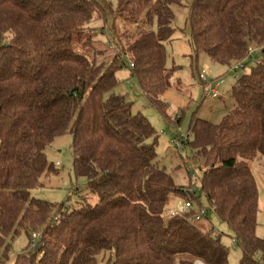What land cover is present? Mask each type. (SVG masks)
Returning <instances> with one entry per match:
<instances>
[{
	"label": "trees",
	"instance_id": "obj_1",
	"mask_svg": "<svg viewBox=\"0 0 264 264\" xmlns=\"http://www.w3.org/2000/svg\"><path fill=\"white\" fill-rule=\"evenodd\" d=\"M175 6L185 7L184 0H117L115 7L111 0H0V264H9L11 241L21 233L29 245L12 264H97L104 251L110 264H230L220 233H203L193 208L165 217L177 200L201 206V196L234 231L241 264H264L251 166L264 157V0L189 6L197 58L205 53L247 68L253 45L259 59L249 73L236 70L233 108L220 123L194 114L192 139L175 136L202 163L197 185L187 169V186L159 165L157 132L146 116L115 92L129 61L150 105L167 110L162 97L179 70L167 66ZM116 21L145 30L126 47L116 36L97 46L92 33L110 36ZM66 133L76 175L86 181V193H76L97 196L95 204L54 205L33 195L54 169L47 148Z\"/></svg>",
	"mask_w": 264,
	"mask_h": 264
},
{
	"label": "rangeland",
	"instance_id": "obj_2",
	"mask_svg": "<svg viewBox=\"0 0 264 264\" xmlns=\"http://www.w3.org/2000/svg\"><path fill=\"white\" fill-rule=\"evenodd\" d=\"M113 6L117 0H111ZM193 0H184L185 7H174L176 16L173 35V41L167 45V66L179 67L176 73L172 88L169 89L162 97L163 102L167 104V110L164 111L159 107L150 105L147 97L142 92L138 79L133 75V70L127 61L126 66L118 73L119 86L115 90L117 94L125 97L126 101L132 104L134 113H142L152 124L157 132L156 151L159 165L170 173L174 181L179 186L189 185V176L187 169L195 174L194 182L197 185L203 175L201 169L202 163L193 158V152L190 146H182L177 151L173 139L175 136L192 134L189 131V123L192 115L196 114L203 120L218 124L223 117L233 108V86L236 84V71L234 66L222 65L213 62L210 57L202 53L197 58L191 43V33L188 26L189 6ZM113 24V19L109 17L107 26ZM114 33L110 36L101 35V32L92 33V40L97 46L106 48L104 43L116 36L117 43L126 47L134 36H138L145 28L131 24H123L119 21L114 22ZM106 31H109L106 28ZM113 31V30H112ZM115 40V39H114ZM113 40V41H114ZM98 42L100 44H98ZM259 50L256 46L251 47V59L247 61V68H243L242 73H249L259 59ZM204 72L208 80L220 81L221 85L217 91L218 98L209 95L206 89L207 83L200 80V74ZM241 73V72H240ZM179 82V84H178ZM176 118H181L179 124ZM46 156L54 169L43 175L41 186L33 191V195L38 199L46 200L54 205H62L70 202L71 206L88 200L89 203L95 204L98 197L91 194L88 198H81L76 193L78 189L84 191L86 181L79 178L75 172L73 138L69 133L58 136L46 150ZM255 179L259 190V214L257 235L264 238V157H261L251 163ZM197 196L200 191L196 188ZM85 195V194H84ZM182 201L181 199L176 202ZM201 206L196 201L193 209L197 213L204 212L205 217L196 224L203 233L210 230L220 233V242L229 250L230 264H241V249L236 243L234 231L224 222L220 221L217 215L210 210L208 201L205 196H201ZM184 202V201H183ZM172 205L165 212L166 218H172L170 210ZM36 233L41 235V231ZM29 245V239L25 233H21L11 241L9 250V264H12L19 255L26 252ZM110 252H102L97 258V264H110ZM260 261V256L257 257ZM202 263L196 261L195 264Z\"/></svg>",
	"mask_w": 264,
	"mask_h": 264
},
{
	"label": "built area",
	"instance_id": "obj_3",
	"mask_svg": "<svg viewBox=\"0 0 264 264\" xmlns=\"http://www.w3.org/2000/svg\"><path fill=\"white\" fill-rule=\"evenodd\" d=\"M243 68H244V66L242 64H238V65L234 66L235 71L236 70L241 71V70H243ZM200 78L202 79V81L204 83H207L206 89L208 90L209 95L213 98H218L219 94H218L217 89L221 85V82L220 81H214V80H208L207 77L205 76L204 72H202ZM181 137L184 138L185 141L188 139V137L186 135H181ZM173 142L175 143L174 148L177 151H179L182 147V143L177 139H174ZM192 208H193V204L191 202L180 201L173 206V208L170 210L169 214L171 215V217L187 214L192 210ZM204 216H205V213L201 212L195 216L194 220L200 221ZM40 237H41V235L38 233H34L32 235L31 249H35L37 247V244L39 242ZM198 264H202V263H198Z\"/></svg>",
	"mask_w": 264,
	"mask_h": 264
}]
</instances>
